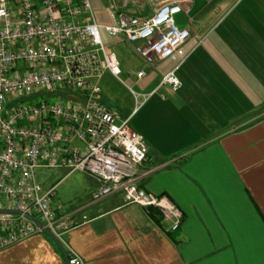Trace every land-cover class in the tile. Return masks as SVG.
<instances>
[{"label": "crops", "instance_id": "1", "mask_svg": "<svg viewBox=\"0 0 264 264\" xmlns=\"http://www.w3.org/2000/svg\"><path fill=\"white\" fill-rule=\"evenodd\" d=\"M167 1L102 5L110 20L113 3L149 15ZM178 1L177 22L190 31L176 69L182 86L161 84L175 60L151 65L158 79L141 91L153 93L130 115L149 145L140 184L168 194L183 220L169 230L158 208L160 222L155 207L121 193L91 196L67 209L76 223L63 241L67 256L76 252L86 264H264V0ZM0 264H67V257L37 232L1 248Z\"/></svg>", "mask_w": 264, "mask_h": 264}, {"label": "built area", "instance_id": "2", "mask_svg": "<svg viewBox=\"0 0 264 264\" xmlns=\"http://www.w3.org/2000/svg\"><path fill=\"white\" fill-rule=\"evenodd\" d=\"M110 10V20L101 23L90 0H0V208L34 215L62 242L76 223V211H63L56 188L76 171L100 181L93 201L121 193L126 202L158 208L169 230L184 216L168 194L140 184L148 172L142 167L149 145L131 126V115L103 102L100 84L106 71L118 77L123 72L117 53L102 38L103 27L134 43L147 65L175 60L161 84L179 89L176 69L188 56L190 37L177 22L183 5L167 1L149 15L116 3ZM147 74L148 66L136 71L138 78ZM130 89L137 98L153 93ZM40 168L67 173L46 185L37 177ZM37 232L42 228L23 213L0 211V249ZM68 259L86 264L76 252Z\"/></svg>", "mask_w": 264, "mask_h": 264}, {"label": "rangeland", "instance_id": "3", "mask_svg": "<svg viewBox=\"0 0 264 264\" xmlns=\"http://www.w3.org/2000/svg\"><path fill=\"white\" fill-rule=\"evenodd\" d=\"M93 11L101 23L109 21L108 13L102 5V0H90ZM102 38L108 49L114 50L123 67V72L115 76L106 71L100 78L102 85V100L109 107L129 116L137 101H141V95L137 96L132 93L130 87L142 93V89L149 87L158 79L157 72L148 68V75L138 78L136 71L142 67H150L142 58L134 51V43L129 42L119 35L110 34L105 28H101ZM159 71V68H157ZM51 101L56 100V96L50 98ZM134 114H132L133 116ZM135 128L133 120L130 122ZM67 173L65 168H40L37 177L44 181L46 185H51L59 180ZM96 185L95 178L88 176L85 172L76 171L61 180L57 184L55 201L62 204L63 211L74 209L76 206L91 199V189ZM76 217V214H75Z\"/></svg>", "mask_w": 264, "mask_h": 264}, {"label": "water", "instance_id": "4", "mask_svg": "<svg viewBox=\"0 0 264 264\" xmlns=\"http://www.w3.org/2000/svg\"><path fill=\"white\" fill-rule=\"evenodd\" d=\"M4 210L11 211V212L23 213L25 216H27V217L31 218L32 220H34L42 228L43 232L49 234L50 236H52L58 242V244L63 249V251H64V253H65L66 257H67V264H70L68 256H67V252H66V249H65V246H64L63 242L50 229L43 227L42 222L37 217H35L32 214L26 213V212L24 213L23 211L17 210V209H3V208H0V211H4Z\"/></svg>", "mask_w": 264, "mask_h": 264}, {"label": "trees", "instance_id": "5", "mask_svg": "<svg viewBox=\"0 0 264 264\" xmlns=\"http://www.w3.org/2000/svg\"><path fill=\"white\" fill-rule=\"evenodd\" d=\"M152 213H153V215L155 216V218H156V220L158 221V222H160V217H158L155 213H157V209L156 208H152Z\"/></svg>", "mask_w": 264, "mask_h": 264}]
</instances>
